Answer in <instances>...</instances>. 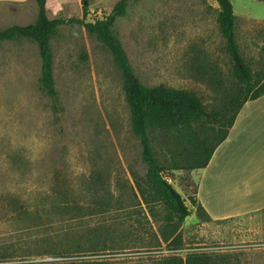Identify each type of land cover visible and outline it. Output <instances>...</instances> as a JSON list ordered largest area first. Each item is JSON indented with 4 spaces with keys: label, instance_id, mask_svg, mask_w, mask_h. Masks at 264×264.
<instances>
[{
    "label": "rangeland",
    "instance_id": "374dc122",
    "mask_svg": "<svg viewBox=\"0 0 264 264\" xmlns=\"http://www.w3.org/2000/svg\"><path fill=\"white\" fill-rule=\"evenodd\" d=\"M118 1L47 0V12L83 17L87 3L92 20ZM232 2L241 47L260 65L264 0ZM219 9L217 0H130L113 29L143 83L194 90L216 108L223 87L210 74L232 79ZM37 17V0H0V29ZM51 43L55 102L41 87L37 42L0 41V264H163L192 252L217 264H264V175L255 164L207 176L202 187L201 168L167 173L192 209L175 231L165 207L139 194L147 164L112 51L78 22L60 25ZM218 126L208 132L217 136Z\"/></svg>",
    "mask_w": 264,
    "mask_h": 264
},
{
    "label": "trees",
    "instance_id": "16d2710c",
    "mask_svg": "<svg viewBox=\"0 0 264 264\" xmlns=\"http://www.w3.org/2000/svg\"><path fill=\"white\" fill-rule=\"evenodd\" d=\"M217 1L220 7L219 27L226 39V49L232 62V79L228 85L216 76V72L210 74L209 79L223 87V95L216 108H209L194 90L172 87L165 83L147 85L142 82L132 66L126 48L113 29L116 18L126 12L130 0H119L110 13L98 15L92 20L87 18V3L84 4L83 17L52 18L47 12V0H37L36 21L0 29V41L30 38L37 42L42 59L41 87L54 102L57 100L58 90L51 41L60 25L81 23L110 48L123 73V87L130 107L133 131L141 140L142 155L147 164L145 177L137 179L139 194L145 202L160 203L165 207L166 219L175 231L192 213V209L167 173L175 169L205 167L216 147L227 137L244 103L264 94V60L257 65L255 58L245 54L241 47L236 32L238 16L232 0ZM262 52L264 58V44ZM212 124L219 125L217 136L208 132ZM212 139L215 141L212 142ZM192 201L195 205L199 203L195 197ZM199 208L203 209V206L199 205ZM9 264L106 263L99 259L79 258ZM163 264L217 263L205 252H192L186 258L169 255Z\"/></svg>",
    "mask_w": 264,
    "mask_h": 264
},
{
    "label": "crops",
    "instance_id": "0c3cea01",
    "mask_svg": "<svg viewBox=\"0 0 264 264\" xmlns=\"http://www.w3.org/2000/svg\"><path fill=\"white\" fill-rule=\"evenodd\" d=\"M252 162L258 174L264 175V94L241 107L227 137L216 147L208 164L201 168V187L207 176H221L228 169L235 170ZM208 210L215 217L225 215L214 213L210 207Z\"/></svg>",
    "mask_w": 264,
    "mask_h": 264
}]
</instances>
